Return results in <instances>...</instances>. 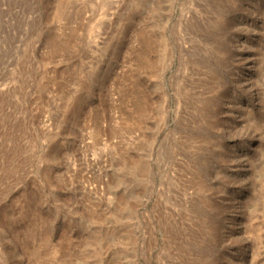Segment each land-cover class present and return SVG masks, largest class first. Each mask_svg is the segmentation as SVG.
I'll list each match as a JSON object with an SVG mask.
<instances>
[{"label": "rangeland", "instance_id": "1", "mask_svg": "<svg viewBox=\"0 0 264 264\" xmlns=\"http://www.w3.org/2000/svg\"><path fill=\"white\" fill-rule=\"evenodd\" d=\"M0 264H264V0H0Z\"/></svg>", "mask_w": 264, "mask_h": 264}]
</instances>
